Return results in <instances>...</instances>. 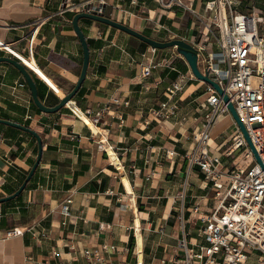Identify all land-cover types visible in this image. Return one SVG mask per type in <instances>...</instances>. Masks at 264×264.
Wrapping results in <instances>:
<instances>
[{
    "label": "crops",
    "instance_id": "obj_1",
    "mask_svg": "<svg viewBox=\"0 0 264 264\" xmlns=\"http://www.w3.org/2000/svg\"><path fill=\"white\" fill-rule=\"evenodd\" d=\"M79 1L83 0H0V41L33 60L59 87L61 92L35 72L44 102L50 106L73 90L80 77L84 56L72 26L76 13H61L66 3ZM185 1L198 17L178 5L164 10L157 0H106L104 10L151 38L177 36L193 43L202 36L204 23L199 17H207L209 0ZM239 1V12L246 11L247 5L264 16V0ZM36 19L45 20L31 56L28 39L33 27L26 25ZM79 23L90 44L91 60L78 97L81 106L75 100L70 103L90 118L115 96L129 103L111 105L95 132L70 103L55 113L42 112L23 74L9 62L0 63V117L29 123L42 134L44 143L41 164L22 195L3 207L0 204V264H85L81 250L104 243L118 247L111 257L114 264H172L183 255L184 234L196 237L202 227L195 207L199 205L205 214L219 204L205 174L188 159L208 96L206 83L188 82L178 95L175 115L153 117L151 109L165 100L178 73L160 67L145 77L140 62L142 53L151 55L149 44L94 20L83 18ZM4 55L12 56L0 46V56ZM158 56L171 58L185 73L192 72L178 52L158 49ZM213 128L211 149L216 151L222 141L228 147L237 129L233 115H222ZM37 153L32 134L0 124V197L20 187ZM68 197L73 198L72 216L63 225L60 207ZM30 227L44 229L46 235L38 236ZM17 228L24 234L7 237ZM137 232L143 239L141 251ZM248 264H264V256L253 253Z\"/></svg>",
    "mask_w": 264,
    "mask_h": 264
},
{
    "label": "built area",
    "instance_id": "obj_2",
    "mask_svg": "<svg viewBox=\"0 0 264 264\" xmlns=\"http://www.w3.org/2000/svg\"><path fill=\"white\" fill-rule=\"evenodd\" d=\"M99 1V4H95L94 0L66 3L61 13L69 10L105 14L104 5L107 2ZM157 1L164 10L178 5L199 16L192 4L185 0ZM239 4V0L206 2L207 17H199L204 23L202 36L192 44L197 49L198 67L204 73L209 70L210 77L219 82L224 93L230 97L264 165V16L258 15L255 9L239 12ZM44 20L36 19L26 25L33 27L28 39L31 56L36 33ZM159 26L168 32L170 30L165 25ZM212 33L215 34L213 40L210 37ZM0 46L3 47L1 43ZM8 46L3 49L22 60ZM142 54L140 64L145 77L151 76L155 68L160 67L178 73L165 92V100L150 112L156 118H170L179 108V93L188 82L197 78L192 72L180 70L171 58L159 57L157 48H151V55ZM206 88L208 96L203 104L204 111L193 134L196 146L188 159L205 174L211 188L216 190L219 204L205 214L201 213L199 205L195 207L202 227L196 237L184 234L180 242L183 255L177 256L172 264H248L253 253L264 256V168L235 119L237 129L233 132L231 144L224 148L222 141L216 151L211 149L214 125L222 115L231 112L217 89L209 83H206ZM110 101L109 105L99 107L93 118L89 117L95 125L102 121L106 111L109 113L112 110L111 105L129 103L116 96ZM72 202L73 198L68 197L60 207L63 225H68L71 219ZM28 230L38 236L46 235L44 229L35 231L34 227H30ZM22 234L24 231L17 228L10 230L7 237ZM117 250L116 244L104 243L100 247H85L81 253L85 264H114L111 257Z\"/></svg>",
    "mask_w": 264,
    "mask_h": 264
},
{
    "label": "water",
    "instance_id": "obj_3",
    "mask_svg": "<svg viewBox=\"0 0 264 264\" xmlns=\"http://www.w3.org/2000/svg\"><path fill=\"white\" fill-rule=\"evenodd\" d=\"M86 18L89 20H94L98 23L107 25V26H112L118 30H121L122 32H126L132 37L136 39H140L147 44H149L152 48H157V49H169L170 47H175L177 49V52L180 53L184 59H186L189 67L192 70V73L194 76L197 78L199 81H203L205 83L211 84L215 89L218 90V92L222 95L225 103H227L229 112L233 115V118L237 122L238 126L241 128L247 142H249L250 146L253 149V152L255 154V157L257 158L258 162L261 164L262 168H264L263 162L261 157H259L257 150L251 142L250 135L247 131V128L244 126L243 122L241 121L238 112H236L235 105L233 102L230 101V97H228L227 94L224 93L223 88L219 84V82L215 81L212 77H210L209 70H206L205 73L198 67V53L197 49L195 46L188 41L186 38H171L170 40H160L156 38H151L147 35H145L143 32L140 30H136L133 27L122 23L114 18H111L110 16H106L105 14L102 13H96V12H87V11H79L78 13L75 14V16L72 19V26H74L75 32L82 42L83 46V64L81 67V73L80 77L77 81V83L74 86V89L65 93L64 96H61L60 94V100L59 103L56 105H51L48 106L45 102H43L40 97H39V88L37 87L36 80L34 79L33 75L29 72V69L33 71L32 68H30L27 64H25L21 59L15 58L13 56H0V63L1 62H9L12 64L20 73L23 74L29 88L31 89L32 93V98L34 103H36L37 107L44 113L51 114L58 112L61 110L63 107H66L67 104H69L68 101L72 100L73 97L80 91L82 84L84 83L87 74H88V68L91 60L90 56V44L89 41L87 40V37L85 35V32L80 26V20ZM0 124L4 125H10L13 126L17 129L24 130L30 134H32L36 139H37V148H38V153H37V158L34 161L33 166L27 173L26 177L24 178L25 180L22 182L20 187L14 191L13 193L8 194V196L0 197V204L8 202L9 200H13L19 196L22 195L23 191L26 189L27 185L29 182L33 179L32 177L34 176L35 172L37 171V168L40 166V162L43 158L44 154V143H43V138L40 133H38L37 130H34L30 126L24 124V123H19L16 122L12 119H4L0 117Z\"/></svg>",
    "mask_w": 264,
    "mask_h": 264
},
{
    "label": "bare ground",
    "instance_id": "obj_4",
    "mask_svg": "<svg viewBox=\"0 0 264 264\" xmlns=\"http://www.w3.org/2000/svg\"><path fill=\"white\" fill-rule=\"evenodd\" d=\"M0 43H1V45H3V47L8 46V44L5 43L4 41L3 42L0 41ZM8 47L11 50L12 53H14L15 55H17L19 58H22V60L30 68L33 69V71L37 72L40 75V77H42V79H44V81H46V83L49 86L54 87L55 90H57L58 92H61L60 89H59V87H57L54 84V82L51 80V78H49L44 72H42L40 70V68L35 64V62L33 60H30V59L24 57L22 54L16 52L12 47H10V46H8ZM72 100H70V101H72ZM70 101H68V102L70 103ZM70 105L72 106V108L75 111V113H77L80 117L84 118V120L91 126L92 130L95 131V132H97L98 127L92 122V120L88 116H86L84 114V112L82 110H80L74 103H70ZM109 151H110L111 155H114V152H113V150L111 148H109ZM118 164H119V162H118ZM125 182L127 184V187L130 189V187L128 185V181L126 179H125ZM137 223H138V225L140 224V222L138 221V219H137ZM137 236H138V250L141 251L143 239H142V236H141V234L139 232H137ZM139 264H141V262Z\"/></svg>",
    "mask_w": 264,
    "mask_h": 264
},
{
    "label": "trees",
    "instance_id": "obj_5",
    "mask_svg": "<svg viewBox=\"0 0 264 264\" xmlns=\"http://www.w3.org/2000/svg\"><path fill=\"white\" fill-rule=\"evenodd\" d=\"M106 15V14H105ZM75 16V14H73L72 15V19H73V17ZM107 16V15H106ZM109 16V15H108ZM111 17V16H110ZM112 18V17H111ZM90 21V20H89ZM100 25H103V24H101V23H99ZM104 26V25H103ZM29 72L33 75V77H34V79L36 80V83H37V87H38V81H39V77H38V75H37V73H35V71H32L31 69H29ZM71 91V90H70ZM81 89H80V91L73 97V100H75L77 103H78V105L79 106H81V102L80 101H78V97L80 96V94H81ZM39 97H40V99L44 102V100H45V97H44V94L42 93V91L40 90V88H39ZM46 103V102H45ZM47 104V103H46ZM48 105V104H47ZM48 106H50V105H48ZM7 118V117H6ZM6 118H4V119H6ZM26 125H28L29 126V123H26ZM37 150H38V148H37ZM26 177V176H25ZM24 177V178H25ZM23 178V180H22V182L25 180ZM22 184V183H21ZM14 192V191H13ZM20 197V196H19ZM18 197V198H19ZM10 201H12V200H9L8 202H10ZM8 202H5V203H2L1 204V206H5V204H8ZM134 237H132L131 238V242H130V248L132 249V247L134 246Z\"/></svg>",
    "mask_w": 264,
    "mask_h": 264
},
{
    "label": "rangeland",
    "instance_id": "obj_6",
    "mask_svg": "<svg viewBox=\"0 0 264 264\" xmlns=\"http://www.w3.org/2000/svg\"><path fill=\"white\" fill-rule=\"evenodd\" d=\"M244 6H245V5H244ZM246 6H247V5H246ZM246 6L244 7V10H246V11H252V10H253V9H251L250 7H248V6L246 7ZM187 17H188V16H186V18H187ZM186 18H185V19H186ZM103 25H104V24H103ZM263 25H264V23H263ZM263 25H262V26H263ZM260 26H261V25H260ZM210 36H211V35H210ZM176 37H177V36H176ZM133 38H134V37H133ZM179 38H180V37H179ZM134 39H136V38H134ZM170 39H171V38L166 37V39H163V40H170ZM136 40L138 41L139 39H136ZM170 50H173L174 53L177 52V49H176L175 47H170V48H169V51H170ZM34 130H35V129H34ZM38 133H39V132H38ZM40 134H41V133H40ZM41 135H42V134H41ZM0 193H1V192H0ZM2 207H3V206H2ZM193 219H194V218H193ZM194 221H196V220L194 219ZM191 234L194 235V232H192Z\"/></svg>",
    "mask_w": 264,
    "mask_h": 264
}]
</instances>
